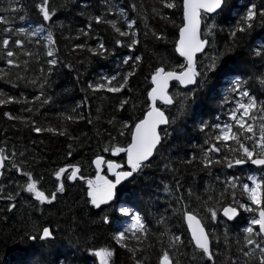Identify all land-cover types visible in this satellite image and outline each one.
Returning a JSON list of instances; mask_svg holds the SVG:
<instances>
[{
    "label": "snow or ice",
    "instance_id": "1",
    "mask_svg": "<svg viewBox=\"0 0 264 264\" xmlns=\"http://www.w3.org/2000/svg\"><path fill=\"white\" fill-rule=\"evenodd\" d=\"M103 6L98 14L80 13L87 15L88 23L77 29L75 37L94 39L95 47L85 40L73 44L72 51H86L90 57L101 58L121 48L127 53L117 64L119 71L98 74L86 87L81 86L84 99L58 112L56 124L47 121V113L41 116V109L53 101L46 88L58 65L73 68L60 59L50 27L57 9L51 0H38L34 8L40 22L34 28H24L12 26V16L23 10L19 0H9L8 6L0 7V13L8 14H0V63L4 66L0 68V79L13 88L23 83L35 89L31 99L0 91V106L21 105L19 114L4 111L3 117L21 131L47 133L68 141L65 161L49 170L51 189L41 186L44 177L34 171L42 159L39 154L23 145V150L15 145L8 148L6 141L0 146V202L4 205L0 219L15 212L17 203L31 210L16 233L18 242L29 247L20 250L21 256L14 264H76L75 252L86 254L82 264H88L87 257L92 258L91 264H115L117 248L127 254L129 264H185V258L186 264H218L220 256V264H264V0H250L243 11L227 21L226 27L218 18L228 10L227 0H153L147 6L143 0H129L127 8L103 0ZM149 13L151 19L170 25L171 35L152 27ZM93 22L111 30L112 48L98 35H92ZM257 29L261 32L256 33ZM218 33H226L222 46L217 41ZM141 37L162 42L171 51L148 65L141 98L133 100L131 79L144 63L143 55L137 54ZM257 61L262 70L245 78L249 66ZM250 80L259 85L256 92L248 87ZM170 82L184 90L173 94ZM98 93L102 100L112 99L110 118L104 122L115 135L98 127L101 107H97L96 116L91 115L88 96ZM211 101L217 102L221 114L210 121L203 116ZM85 107L89 109L87 117L83 115ZM125 110L133 113L130 119L118 117ZM83 120L95 130L97 151L90 160L71 162L77 147H82L81 136L87 133L74 136L70 126ZM188 120L202 136L196 146L198 154L165 155L162 149L171 146L176 126ZM105 153L120 162L106 158ZM153 167L171 177L170 181H161L171 213L166 210L155 221L159 231L150 228L139 210L126 206L132 202L130 199L114 207L120 199L118 186L135 185ZM185 173L191 178L187 186ZM77 182L82 195L72 208L81 207L93 224L108 226L111 233L108 244L92 243L95 234L84 236L78 232V218L73 213L64 236L75 250L69 256L55 250L61 239V225L48 219L41 206L51 209L67 187ZM72 208L60 215L67 216ZM32 212L39 215L33 216ZM173 217L184 226L187 244L185 235L169 230ZM3 264L10 261L5 259Z\"/></svg>",
    "mask_w": 264,
    "mask_h": 264
},
{
    "label": "trees",
    "instance_id": "2",
    "mask_svg": "<svg viewBox=\"0 0 264 264\" xmlns=\"http://www.w3.org/2000/svg\"><path fill=\"white\" fill-rule=\"evenodd\" d=\"M19 2L23 5V10L19 14L12 16V26L34 28L36 24L40 22V17L34 8V3L38 2V0H19ZM128 2L129 0H113V3L116 5L125 8H127ZM139 2H141V0H137V3ZM249 2L250 0H227L228 10L218 19H220L221 23H224L226 27L227 21L231 20L235 14L243 11ZM252 2L259 3V0H252ZM143 3L147 6L153 3V0H143ZM51 4L57 9L55 20L50 27L53 28L55 34L60 59L63 63H71L73 65L72 70L64 68L63 64L58 65L50 76V85L46 88L47 94L53 97V101L41 109V116H44V114L47 113V121L56 124V114L58 112H63L66 109L75 106L77 101L84 99V93L80 91L81 86L86 87L87 83L94 81L98 74H114L116 71L120 70L117 67V64L122 58V55L127 53V49H118L104 58L90 57V54L86 51L76 50L73 52V44L84 43L85 40H87L88 45L95 47V44L97 43L96 40L84 36H80L79 39H75V37L78 35L77 29L85 28L88 23L87 15H81L80 13L90 12L98 14L102 12L104 9L103 0H51ZM84 4L88 5L86 9L82 7ZM8 5L9 0H2V3H0V7ZM0 14L8 15L6 13ZM19 16H24L25 19L20 20ZM112 18L115 17L113 16ZM148 22L157 30H166L169 35H171L173 31L171 26L165 25L163 21H160L159 19H151L150 13ZM177 22L179 21L177 20ZM57 24L63 25V27H55ZM260 32V29L256 30V33ZM256 33L253 34V37L256 36ZM92 35H98L103 39L107 47H113V33L105 25H96L93 22ZM65 37H67V39ZM141 39L142 43L137 49V54L143 55L144 63L138 75L131 79L130 86L133 89V93L131 94L133 100L141 98L139 94L145 87L144 76L148 70V65L155 64L160 55H168L171 51L170 47L162 42H156L151 39L144 40L143 37H141ZM225 39L226 33L217 34V41L221 46ZM259 42L260 41L257 39L256 43L258 44ZM2 67L4 66L0 63V68ZM259 70L262 69L260 68L259 61H257L254 65L249 66L245 78H247V75L251 72ZM77 74H79V80L77 79ZM248 87L253 92H256L259 89V85L255 84L252 80L248 82ZM170 90L175 94L177 92H182L184 89L180 88V86L174 82L171 84ZM0 91L17 97L23 94L27 99H31L32 95L35 94V89L27 87L23 83H17V86L13 88L12 85L7 83L4 79H0ZM125 94L128 95V93ZM100 95L101 94L98 93L88 96L91 115L93 117L96 116L97 107H101L102 118L97 122L98 127L101 130L112 131L104 122L105 118H110L112 99L102 100L100 99ZM106 95L111 97V94ZM20 109V104L0 106V146H4V142L6 141L8 148L15 145L17 150H23L21 148L23 145L28 147L32 153L39 154L42 159H40L39 163L34 167V171L37 176L42 175L44 177L41 186L45 189H51L53 186V178L49 176V170L57 167L65 161L68 141L64 137L53 136L47 133L37 135L29 133L27 130L21 131L18 128H14L12 126L13 122L4 118L2 113L4 111H10L13 114H19ZM138 111L139 109L137 112ZM172 111L174 112L175 109H172ZM220 114L221 109L217 102L211 101L207 104V112L203 116V119L211 121ZM83 115L85 117L89 115V109L87 107L83 109ZM117 115L118 117L130 119L133 113L125 110ZM70 131L74 136H80L81 133H87V136H81L80 145H82V147H77V151L71 158V162H83L85 159L90 160L94 152L97 151L98 140L95 136L93 126L88 125L87 121L83 120L71 125ZM112 134L115 135V132L112 131ZM89 137H91L90 140ZM104 139L107 140V132L104 134ZM30 140H35L36 142L30 144ZM40 140H43V143H40ZM201 142V134L194 130L192 121L188 120L186 123L181 122L176 126V132L172 138L171 146H166L162 149V152L171 157L183 156L185 153L198 154V148L196 146ZM177 149H179V151H177ZM104 155L106 158H112L108 153H105ZM116 159L117 162H120L118 158ZM157 159H159V157H157ZM190 171L191 169H189V172ZM232 171L235 172L236 170L233 169ZM85 174H88L87 171ZM170 180L171 177L169 175L159 171L156 167L147 169L145 174L138 179L135 185L129 184L124 188H120V186L118 187L120 191V199L117 200L114 207H118L122 204L125 198L130 199L132 202L126 206L133 207L134 210H139L150 228L154 231H159V226L156 225L155 221L158 220L160 215L164 214L166 210L169 214L171 213V209L168 208V198L163 191V184L161 181L167 182ZM185 180V186H187V183L191 182V178L187 173H185ZM200 183L203 184V180H201ZM81 195V185L77 182L75 185L67 187L66 193L61 194L59 202L51 209L47 206H41L44 210V215L48 219L61 225V239L55 250L66 252L69 256L73 255L75 250L68 245L64 236L66 235L67 227L71 226L70 221L72 220L73 213L78 218L75 225L78 232L84 236H89L93 233L95 234V239L92 243L96 245H104L108 244L110 241L111 229L108 226L93 224L91 218L85 214L81 207L76 206L72 208L77 201H80ZM3 207V203L0 202V208ZM68 208H72V212H69L67 216L60 215L61 212ZM30 212L31 210L24 207L22 203H17V209L15 212L8 214L7 219H0V264H3L5 259H8L10 264H14L15 260L19 259L21 256L20 250L29 247L28 244H21L18 242L16 233L22 229L24 219ZM52 213H55V215ZM31 214L33 216L39 215V213L35 212H32ZM96 215H99V213H96ZM245 216H247V214H245ZM241 219H243V217ZM238 223L240 222L238 221ZM168 226L170 231L185 235V244L188 243L184 226L180 224L178 217L170 219ZM221 231H223V229H221ZM75 255L78 257L76 264H82L86 258V254L75 252ZM91 260V257H87L88 264H91ZM222 260L223 256L218 257V264H220ZM114 261L115 264H129L127 254L119 248L115 251Z\"/></svg>",
    "mask_w": 264,
    "mask_h": 264
},
{
    "label": "water",
    "instance_id": "3",
    "mask_svg": "<svg viewBox=\"0 0 264 264\" xmlns=\"http://www.w3.org/2000/svg\"><path fill=\"white\" fill-rule=\"evenodd\" d=\"M172 83H174V82H170V86H171ZM112 159H116V158L112 157ZM118 187H119V186H118Z\"/></svg>",
    "mask_w": 264,
    "mask_h": 264
}]
</instances>
